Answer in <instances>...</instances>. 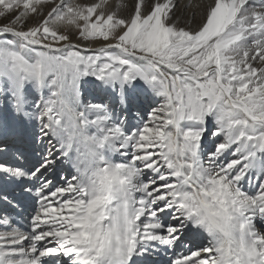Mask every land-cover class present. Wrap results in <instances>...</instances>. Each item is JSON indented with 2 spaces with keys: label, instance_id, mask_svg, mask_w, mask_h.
<instances>
[{
  "label": "snow or ice",
  "instance_id": "snow-or-ice-1",
  "mask_svg": "<svg viewBox=\"0 0 264 264\" xmlns=\"http://www.w3.org/2000/svg\"><path fill=\"white\" fill-rule=\"evenodd\" d=\"M177 8L0 0V264H264V0Z\"/></svg>",
  "mask_w": 264,
  "mask_h": 264
},
{
  "label": "bare ground",
  "instance_id": "bare-ground-1",
  "mask_svg": "<svg viewBox=\"0 0 264 264\" xmlns=\"http://www.w3.org/2000/svg\"><path fill=\"white\" fill-rule=\"evenodd\" d=\"M132 2V0H106V4L108 5L109 11H117L119 12L124 6H126L128 3ZM178 8H177V15L180 18L181 23H185L188 20H196L198 13L201 11V8L199 5L197 9H193L190 5L188 0H177ZM120 6V7H117ZM195 14V15H194ZM74 39V38H73ZM141 100L147 105V101L143 100V97H141ZM30 211V209H29ZM27 215V213H25ZM166 260L167 257H164Z\"/></svg>",
  "mask_w": 264,
  "mask_h": 264
},
{
  "label": "rangeland",
  "instance_id": "rangeland-1",
  "mask_svg": "<svg viewBox=\"0 0 264 264\" xmlns=\"http://www.w3.org/2000/svg\"><path fill=\"white\" fill-rule=\"evenodd\" d=\"M188 2H189V5L193 8V9H197V7L199 6V5H202L204 2H205V0H188ZM131 4V2L130 3H128L126 6H124L120 11H119V13L120 14H126V12H127V6H129ZM200 13V12H199ZM199 13H198V16H197V19L196 20H198L199 19ZM74 42H75V37H74ZM97 46H99V45H97ZM118 159V158H117Z\"/></svg>",
  "mask_w": 264,
  "mask_h": 264
}]
</instances>
